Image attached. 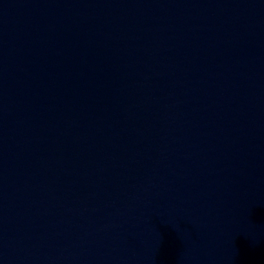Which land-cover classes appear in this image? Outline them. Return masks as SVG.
Segmentation results:
<instances>
[{
    "label": "water",
    "instance_id": "water-1",
    "mask_svg": "<svg viewBox=\"0 0 264 264\" xmlns=\"http://www.w3.org/2000/svg\"><path fill=\"white\" fill-rule=\"evenodd\" d=\"M0 264H264V0H0Z\"/></svg>",
    "mask_w": 264,
    "mask_h": 264
}]
</instances>
